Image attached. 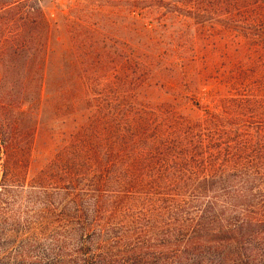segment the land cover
I'll return each instance as SVG.
<instances>
[{"label":"trees","instance_id":"obj_1","mask_svg":"<svg viewBox=\"0 0 264 264\" xmlns=\"http://www.w3.org/2000/svg\"><path fill=\"white\" fill-rule=\"evenodd\" d=\"M139 1L134 9L153 10L173 27L158 23L172 28L166 33L170 42L153 56H148L153 50L144 52L158 61L147 62L146 73L144 62L134 63V84L141 72L148 80L167 71L166 64L182 53L202 64L208 58L205 44L213 40L222 39L234 51L228 56V86L241 73L234 69L246 68L237 65L242 57L250 60L254 54L259 64L264 61V0ZM17 5L24 21L20 28L34 23L37 6L31 0H0V8ZM219 18L224 32L207 31ZM137 23L153 30L151 20ZM22 38L13 53L19 46L28 50ZM38 38L28 34L27 43ZM178 39L190 48H181ZM30 63L27 68L34 70L36 64ZM26 80L19 82L22 91L29 87ZM40 89L41 84L38 94ZM244 95H229L222 110L209 100L203 106L194 102L203 115L193 121L135 100L117 101L111 109L92 97L85 100L89 112L84 120L53 134L57 146L45 169L62 181L50 182L53 189L67 188L64 205L71 236L81 240L75 250L82 257L79 263L90 264L88 255L106 252L92 243L120 234L107 231L109 225H140L159 230L155 239L130 247L133 264H264V95ZM14 125L0 113V189L13 187L20 173ZM35 127L30 124L26 133ZM38 171L46 176L44 169Z\"/></svg>","mask_w":264,"mask_h":264},{"label":"rangeland","instance_id":"obj_2","mask_svg":"<svg viewBox=\"0 0 264 264\" xmlns=\"http://www.w3.org/2000/svg\"><path fill=\"white\" fill-rule=\"evenodd\" d=\"M31 2L37 6L35 22L26 21L22 28L19 5L0 8V47L8 48L0 54V113L11 125L15 124L12 132L18 136L21 148L18 182L0 189V264H72L70 260L81 264L82 257L75 251L81 240L71 236L66 216L67 188L61 185L53 189L51 184L62 181L45 172L57 146L53 134L84 120L89 112L85 100L89 97L104 103L106 109L117 101L135 100L156 111L164 109L172 116L193 121L203 115L194 102L203 106L209 100L211 106L218 105L222 110L228 107L229 95L245 93L244 99L264 95V61L259 64L254 54L250 60L242 57L237 65H246L247 69L236 67L234 71L241 73L228 86V56L234 55V51L227 50L222 39L213 40L205 44L208 58L202 64L191 59V53H182L170 65L166 64L167 71L154 78L147 80L142 72H136L138 80L134 84V63L141 66L144 62L146 73L147 62L158 61L147 59L144 52L153 50L148 55L153 56L159 47L165 48L170 42L166 36L173 27L169 20L153 10L134 9L135 0ZM135 20H151L153 30L141 24L136 26ZM217 20L220 21L208 26L207 31L224 32L220 27L222 19ZM158 23L171 27L165 29ZM174 29L179 32L182 28L176 23ZM191 32L189 29L188 33ZM28 34L34 38L41 34V38L27 43ZM21 37L28 50L22 52L19 46L13 53L12 48ZM177 43L181 48H190L180 39ZM238 59L239 56L234 60ZM30 62L36 64L34 70L27 68L32 66ZM23 79L29 83L24 91L19 84ZM83 94L85 98L81 100ZM30 124L36 127L32 133H26ZM42 169L47 178L39 176L38 170ZM106 230L120 234H109L107 242L92 243L106 248V252L95 257L88 255L87 263L133 264L130 247L139 240L155 239L159 227L109 225ZM93 237L96 235L87 239Z\"/></svg>","mask_w":264,"mask_h":264}]
</instances>
